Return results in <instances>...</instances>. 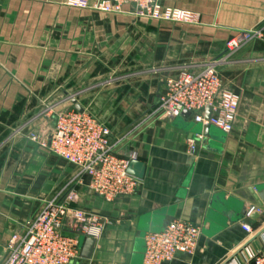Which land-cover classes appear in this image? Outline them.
I'll list each match as a JSON object with an SVG mask.
<instances>
[{
    "label": "crops",
    "instance_id": "obj_1",
    "mask_svg": "<svg viewBox=\"0 0 264 264\" xmlns=\"http://www.w3.org/2000/svg\"><path fill=\"white\" fill-rule=\"evenodd\" d=\"M98 1L81 9L0 0V262L10 239L72 184L78 208L110 220L90 258L80 243L76 264H143L145 235L178 218L201 227L198 248L164 264H245L264 251V41L218 66L240 97L232 133L204 137L189 112H152L167 78L198 72L225 54L232 35L263 24L264 0L164 1L195 13L194 24L139 18L129 5L105 13L93 9ZM77 106L111 129L120 156L145 163L136 193L105 200L88 178L76 180L75 166L31 140L36 133L48 143L57 114Z\"/></svg>",
    "mask_w": 264,
    "mask_h": 264
},
{
    "label": "built area",
    "instance_id": "obj_2",
    "mask_svg": "<svg viewBox=\"0 0 264 264\" xmlns=\"http://www.w3.org/2000/svg\"><path fill=\"white\" fill-rule=\"evenodd\" d=\"M164 1L99 0L93 9L120 13L125 5H129L130 13L139 18L188 24L197 22L195 13L165 6ZM66 3L81 9L92 8L89 0H66ZM254 41H264V23L232 35L226 41L225 54L198 72L185 69L177 76L167 78L164 92L152 114L174 118L189 112L204 126L212 124L232 133L240 97L224 87L218 66L231 61L237 52ZM208 107L212 108L210 118L206 116ZM30 138L75 166L78 169L76 180L83 184L84 178H88L90 190L107 201L130 196L140 186V179L128 172L130 161L137 159V155L131 158L120 156L117 144L112 141L111 129L86 111L70 109L59 112L48 143L36 133ZM190 147L195 150V143ZM79 202L80 194L72 184L47 200L25 233L15 234L10 239L7 255L0 264H76L81 257L80 238L98 240L110 223L103 215L78 208ZM252 213L249 211L248 215ZM68 225L73 232L67 230ZM243 229L251 236L258 232L249 224H243ZM201 232L200 226L178 218L170 221L162 231L146 234L143 264H164L180 254L193 256ZM245 264H264V251L251 252Z\"/></svg>",
    "mask_w": 264,
    "mask_h": 264
},
{
    "label": "water",
    "instance_id": "obj_3",
    "mask_svg": "<svg viewBox=\"0 0 264 264\" xmlns=\"http://www.w3.org/2000/svg\"><path fill=\"white\" fill-rule=\"evenodd\" d=\"M77 110L80 112H83V109L77 106ZM212 115V108L208 107L206 111V116L207 118H210ZM226 132L223 130L219 129L218 127L214 125H208L205 126V131L203 132L204 137H209V136H215L218 138H224ZM200 134V133H199ZM203 141H205V138H203ZM146 171V166L145 163L138 160V159H133L130 161L129 167H128V172L136 177L143 178L145 175ZM260 197L262 200L259 201L261 205L264 203V192L262 191L260 194ZM257 199H260L257 197ZM80 243H82V256L86 258H90L92 256L93 249L96 244V239L94 238H84L81 237Z\"/></svg>",
    "mask_w": 264,
    "mask_h": 264
}]
</instances>
